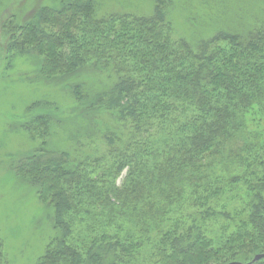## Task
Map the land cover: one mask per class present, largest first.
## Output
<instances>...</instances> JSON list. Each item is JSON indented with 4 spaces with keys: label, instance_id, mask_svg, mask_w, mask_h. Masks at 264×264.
Masks as SVG:
<instances>
[{
    "label": "trees",
    "instance_id": "1",
    "mask_svg": "<svg viewBox=\"0 0 264 264\" xmlns=\"http://www.w3.org/2000/svg\"><path fill=\"white\" fill-rule=\"evenodd\" d=\"M105 1L52 0L2 25L9 53L67 81L82 120L74 149L51 147L59 107L27 108L42 142L18 175L56 230L39 264H264V0L247 29L217 21L197 40L178 35L177 0Z\"/></svg>",
    "mask_w": 264,
    "mask_h": 264
},
{
    "label": "rangeland",
    "instance_id": "2",
    "mask_svg": "<svg viewBox=\"0 0 264 264\" xmlns=\"http://www.w3.org/2000/svg\"><path fill=\"white\" fill-rule=\"evenodd\" d=\"M129 2L135 7H130ZM51 3L52 0H0V264H39L56 233L54 209L40 199L33 184L18 175L19 162L42 142L40 135L34 142L23 128V123L35 115L28 112V106L47 99L59 107L53 117L61 123L53 120L51 147L74 149L73 136L82 122L74 119L77 102L72 90L65 87L67 81L41 79L36 55L9 53L2 28L13 14L21 21L39 6ZM177 4L173 17L177 33L194 40L206 36L218 25L217 21H228L231 26L241 22L239 31H243L250 26L253 14L263 15L261 0H177ZM151 6L147 0H106L102 11L109 8L149 11ZM213 24L217 25L211 27ZM99 77L90 79L96 81L93 85L103 87L106 79L101 81L104 77ZM96 145L106 144L96 142Z\"/></svg>",
    "mask_w": 264,
    "mask_h": 264
},
{
    "label": "water",
    "instance_id": "3",
    "mask_svg": "<svg viewBox=\"0 0 264 264\" xmlns=\"http://www.w3.org/2000/svg\"><path fill=\"white\" fill-rule=\"evenodd\" d=\"M263 256H264V254H257L254 257V260H258V259L262 258ZM230 264H241V263L233 262V263H230Z\"/></svg>",
    "mask_w": 264,
    "mask_h": 264
}]
</instances>
